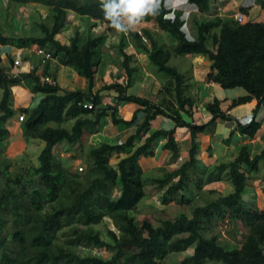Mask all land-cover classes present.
Segmentation results:
<instances>
[{"label":"trees","instance_id":"1","mask_svg":"<svg viewBox=\"0 0 264 264\" xmlns=\"http://www.w3.org/2000/svg\"><path fill=\"white\" fill-rule=\"evenodd\" d=\"M6 1L20 5L46 6L53 12V22L51 26L42 24V35L38 37L9 36L0 31V46L26 51L33 47H45L53 53L54 58H59L61 65L77 69L88 86L85 91H67L42 83L35 72L25 77L32 80L34 94L42 93L45 96L36 108L20 110L25 118L24 129L29 138L44 141L45 148L38 157L39 166L35 168L40 185L32 191L25 190L26 180L22 173L15 176L10 173V164L0 172L5 181V187L0 190V264H163L170 255L185 252L192 247L193 255L181 264H264V209H260L256 202L247 200L248 173L259 171L260 163L264 161V150L252 158L249 147L242 146L234 161L220 166L217 179L227 171L234 192L219 196L204 206L195 207L191 218L181 214L175 219L164 220L159 227H155L147 220L138 224L131 216V212L146 197L145 173L140 160L154 157L156 141L161 137L167 139L164 150L176 156L179 153L176 129L186 128L190 132L189 161L177 171L167 174L164 179L151 180L162 191L167 189L162 197L164 205H169V195L186 187L188 170L196 166L198 137L207 126L217 120L232 121L226 114L227 110L254 99L257 102L255 112L261 108L264 102V23H241L235 18L220 16L207 21L195 19L198 36L194 43H190L180 31L181 12H176L175 23L165 19L163 13L145 17L142 22L156 23L177 44L171 50L158 45L148 36L152 45L149 60L166 79L161 91L165 99L155 104L148 99L128 94L136 69L131 65L133 57L124 52L122 43L120 55L128 79L127 85L116 82L104 86L96 94L93 93L100 65L97 49L105 43L107 34L115 30L104 18L99 0ZM189 3L196 5L202 15L211 12L212 0H189ZM260 7L264 11V0L260 1ZM241 11L248 13L246 9ZM68 12L107 25V33L95 36L91 32L83 40L78 32L68 44H63L58 36L68 25ZM96 26L97 24L94 27ZM136 37L140 43L143 41L142 36ZM190 55H203L212 62L208 82L216 83L225 90L242 88L248 94L231 103L215 99L208 104L206 109L211 113L212 119L207 124L190 123L183 119L182 114L189 118L194 115L189 97V80L177 68L169 65L173 56ZM1 65L0 51L2 142L10 138L6 124L17 113L13 109L12 88L23 80L6 73ZM45 74H49L48 68ZM102 91L116 92V103L101 108ZM86 103L92 104L93 108H85ZM128 103L142 107L141 111L146 114L144 121L139 124L136 134L126 142L91 148L85 175L78 171L71 172L57 159L56 148L62 143L76 146L82 144L85 136L98 133L108 111L111 112L114 125L135 124L138 112L131 121L118 115V107ZM159 116L174 121L175 128L149 134L152 121ZM70 121H74L70 129L62 126ZM53 123L58 124V127L51 126ZM261 126V122L254 118L248 125L238 123L236 132L254 138ZM114 157L116 164L111 163ZM212 176L213 174L210 177ZM175 178L178 181L173 184ZM201 182L198 188H201ZM262 182L264 194V176ZM187 201L189 202L183 196L180 198L181 203ZM48 208L50 211L45 212ZM106 218L111 219L117 229L107 230L110 242L93 228ZM226 220L242 223L248 229L239 249L229 250L220 243L217 236H206L216 222ZM66 229L68 231L63 234ZM60 234L66 237L63 243L60 242ZM79 247L105 250L111 256H81L76 251Z\"/></svg>","mask_w":264,"mask_h":264},{"label":"crops","instance_id":"2","mask_svg":"<svg viewBox=\"0 0 264 264\" xmlns=\"http://www.w3.org/2000/svg\"><path fill=\"white\" fill-rule=\"evenodd\" d=\"M246 1L248 0H223V2H220V0H212V9L211 12L207 14V16L212 15L210 17L211 19L213 16H220L224 18L223 15L219 14L218 12L216 13V7H220V5L226 4L228 2L226 7H223L226 8L228 12L235 13L236 11L233 10L234 7L239 5V9L237 10L239 12L241 9H243L244 5L248 3ZM260 1L261 0H255V5L247 10L248 13H245L247 16V21L245 22L264 23L259 21L257 18L258 16L261 18L264 14V11L260 7ZM192 11L195 13L192 14ZM190 12L192 15L199 13V11H195V9L192 7L190 8ZM70 13L71 12H68V25L65 31H70L73 28L75 29L76 33L79 32L82 35L83 40H86V38L83 36L85 32L89 35L91 32L94 34V31L97 29H103V24H99L94 21L89 22V28H84L82 22L83 20L75 16H71ZM191 14L190 17H192ZM71 17L72 21L70 20ZM190 19L192 18H189V20ZM189 20V31L195 40L198 36V30L194 23L195 18H193V20ZM96 24L97 26L94 27ZM87 28L89 29L88 31ZM65 31H63V33ZM216 33H219V31L216 30ZM141 34L145 36L147 42H139L136 35H140L141 37ZM148 36H151L153 40L158 43V45L169 48L168 36L165 32H162L158 25L154 22H140L135 26L134 29L127 33H121L114 30L113 32L107 34L105 43L97 49V53L100 56V65L96 75V86L93 90L94 94L102 90L106 85H111L116 82L124 84L123 82L127 78V75L125 74V71L122 67V57L120 55V46L122 43L124 45V52L133 57L131 65L136 69L132 84L128 89V94L148 99L155 104H159L165 99V97L161 94V91L166 84V79L158 73L156 67L152 66L153 64L149 60V53L152 50V45ZM70 39L71 37L62 41L58 36V40L63 44H68L67 41ZM176 46L177 44L174 43L171 50H174ZM208 47L211 48L210 43H208ZM130 49H132V51H130ZM0 51L2 56V69L6 73L23 80L19 85L13 87V109L17 111V113L6 124V127L10 131L11 137L12 132L24 127L23 122H19L18 119L20 110L22 108H36L45 95L42 93L34 94L32 92V80L25 78L31 73L30 64L37 62V57L34 55V53L30 52L31 50L27 52L26 50H19L11 46H0ZM24 52L26 53L25 56L22 54ZM186 58L189 59V62L184 60ZM16 59H21L23 61L21 68H16L14 66V60ZM181 59V64H184V66L187 64L185 71L181 73L182 70H180L177 66L173 67L177 68L178 71L189 80V97L194 108L193 118H189L186 114H182L185 121L190 123L194 122L196 124H207L211 121L212 115L207 111L206 106L210 103H213L215 99L227 100L228 103H231L233 100L238 99L239 97L248 95L247 92L242 88L225 90L216 83L208 82L207 76L212 62L207 57L203 55H190L187 57H181ZM47 68L49 72L48 75L55 79L57 87L60 89L67 91H85L87 89V81L85 78L80 76L78 70L71 66L61 65L59 58H55L53 61L49 62L46 69ZM102 96L103 103L101 108L114 105L116 103V92L102 91ZM227 104L225 105V110H227ZM256 104L257 102L254 99L245 105H240L227 110L226 114L229 115V118H231L232 121L217 120L207 126L205 131L199 135L197 141L199 151L196 155V166L188 170L187 183L190 181L191 183H195L196 178L194 180L191 178V175H195L200 171H204L206 174H213V176L210 177L208 181L204 180V182H207L208 186L214 187L209 189V191L215 193L217 197H219L218 194L221 191L219 189L220 186H217L219 184L223 185L227 183L226 187L229 188L227 195L234 192V187L228 179L227 171H224L217 179V175L219 173L218 168L222 165H228L234 161V159H236L239 155L242 146L249 147L252 158L258 156L264 150V102L257 112H255ZM141 110L142 107L134 103L124 104L118 107L119 117L126 121H131L135 113L138 112L137 122L132 126H125L123 124L114 125L111 112L108 111V115L102 121L99 132L94 135L85 136L84 141L79 145H84V142H87V140H90L91 143H94V145H96L95 147L102 144L117 145L126 142L129 137L136 134L139 124H141L145 119L146 114ZM249 116H253V119L256 118L257 121L261 122L262 124L260 131L254 138L242 136L239 134V132H236V127L238 124L237 120L245 119ZM70 122H73L74 124V121ZM175 126L176 125L174 121L171 119L159 116L152 121L149 134H153L158 130H173ZM234 131L235 133H233ZM25 136L26 138L28 137L26 133ZM175 137L179 146V153L174 156L172 152L164 150V145L167 143V139L161 137L155 142L154 157L142 158L140 160L145 174L148 175L155 172V174L165 173L167 176V174L177 171L184 165V163L189 161V151L191 149V137L189 130L186 128H178L176 129ZM11 142L12 141L10 139L8 146L11 147V150H17L20 148V146L31 143V141H22L19 145H15ZM141 144L142 142L139 145ZM62 145H66V143ZM218 145L225 146L226 149L224 153L220 152V150L216 147ZM262 163H264V161L260 163V169L264 167L262 166ZM260 169L254 174L257 175L260 173ZM261 172V175L264 176V171ZM251 174L253 175V173ZM251 174H249L250 178H248L247 181V186L249 189L252 187V181L254 180V175L252 176ZM153 180H160V178L153 177ZM174 181H178V178L173 179V182ZM261 190L263 193V183L261 185Z\"/></svg>","mask_w":264,"mask_h":264},{"label":"rangeland","instance_id":"3","mask_svg":"<svg viewBox=\"0 0 264 264\" xmlns=\"http://www.w3.org/2000/svg\"><path fill=\"white\" fill-rule=\"evenodd\" d=\"M227 3L220 5V7L219 6L216 7L215 8L216 13L218 12L219 14L223 15L224 18L226 19L236 18L239 5L235 6L233 9L236 12L231 13L228 12L226 8H224L226 7ZM193 13L195 12L192 11V14ZM70 14L71 16H75L79 19H82L84 28L88 27L89 22L93 21L88 17L80 16L74 12H71ZM211 16H207V15L203 16L202 14L196 13L192 15V17H190L192 18L190 20H193V18H195L198 21H207L211 19L210 18ZM257 18L259 21L264 22V14L262 15L261 18H259V16ZM70 20L72 21V17L70 18ZM52 22H53V14L51 10L46 6L39 4L20 5L16 3H9L6 0H0V31H2L6 35L38 37L42 35L41 25L44 24L46 26H51ZM88 28L87 31L89 30ZM100 29L94 31L95 36H102L105 35V33H107V25H103V29L101 30ZM75 33H76L75 29L72 28L70 31L67 30L63 34L59 35V38L62 41L68 39L69 37L73 38ZM166 35L169 38L168 47L172 49V46L176 42L169 34L166 33ZM83 36L87 39L88 33L85 32ZM67 43H69V41H67ZM130 51H132V49H130ZM25 52L22 53L23 56H25L26 54ZM181 57H187V56H173L169 65L172 67L177 66L180 70H182L181 73H183L187 67L186 66L187 64L185 66L184 64H181V60H182ZM184 60H187V62H189V59L187 58ZM181 65L184 67H182ZM12 92H13V88H12ZM2 97H3V91L0 90V102L2 100ZM72 124L73 122H67L62 126L66 128H71ZM51 126L58 127V124L53 123L51 124ZM25 133L26 132L24 127L23 128L21 127L17 131L12 132V135L8 141H2V142L0 141V172L4 170V166L10 164V169H9L10 173H12L13 176L22 173L26 180L25 190L27 192H30L33 190L34 187L40 185V178L39 176L36 175L35 168L39 166L38 157L42 152V150L45 148V142L41 140L31 139L29 137L26 138ZM10 139L12 141L11 143H14L15 145H19L22 141H31V143L20 146V148H18L17 150H11L10 149L11 147L8 146V142H10ZM62 144L59 145L58 148H56L57 159L63 162L65 167L70 169L71 172L73 173H75L76 171L80 172L78 168L84 167L85 172H83L82 174L85 175L86 170L88 168V162H87L88 154L91 148L95 147L96 145H94V143H91L90 140H87V142L85 141L84 145L70 146L68 143H66V145H62ZM216 147L220 150V152L222 153L225 152L226 149L225 146L218 145ZM116 162L117 160L114 157L111 163L116 164ZM262 166H264V163H262ZM261 171H264V167L260 169V173H258L257 175L253 173L254 175V180L252 181L253 185L250 189L247 186V194H248L247 200H250L254 203L256 202L255 204L260 209H264V197H263L264 195L261 190V185L263 183L262 182L263 176L261 175L262 173ZM249 174L251 173H248V178H250ZM195 175H191V178H193L194 180L196 178L195 183H191V181L188 183L186 182L185 188H183L179 192H174L173 194L169 195L170 196L169 205H164L162 196L167 189L165 191H162L161 190L162 188L152 183V181H153V177L156 178L159 177L160 179H164L166 177V174L165 173L155 174V172L148 175L145 174L144 178L146 180V197L141 201V203L138 205L136 210L131 212V216H133L136 219L138 224H141L143 221L147 220L151 222L155 227H159L164 220L175 219L181 214H186L191 218L192 211L195 207L204 206L207 203L218 198L215 193L209 191V189H212L214 187L208 186L207 182H204V180L208 181L211 175L209 173L206 174L204 171H200ZM176 182L177 181H174L173 184ZM199 182H201V188H198ZM4 183L5 181L3 177L0 175V190L5 187ZM226 185L227 183L223 185L222 184L217 185L220 186L219 189L221 190L218 196L228 194L229 188H227ZM182 196L183 198H187L189 202L187 201V203H183V202L181 203L180 198H182ZM49 211H50L49 208L45 210V212H49ZM93 228L96 231L100 232L102 238L107 240L108 242H110L111 239L107 235V230L112 229L114 231H117L113 222L109 218H106L101 224L93 226ZM67 231L68 229L63 231V234ZM247 233H248V229L242 223H235L232 220H226L223 222H216L213 225V227L210 229V231L206 233V236L207 237L217 236L220 243L224 247H226L229 250H235L241 248V243L243 242L244 236ZM63 234H60L61 243H63L64 240L66 239V237ZM76 251L81 256L92 255V256H98L104 258H109L111 256L105 250H100V249H86L79 247L76 249ZM193 253H194V247L182 253L172 254L163 262V264H181L184 260L192 256ZM207 264H222V263L208 262Z\"/></svg>","mask_w":264,"mask_h":264},{"label":"clouds","instance_id":"4","mask_svg":"<svg viewBox=\"0 0 264 264\" xmlns=\"http://www.w3.org/2000/svg\"><path fill=\"white\" fill-rule=\"evenodd\" d=\"M100 8L104 13V18L117 32L127 33L134 29L137 24L149 15L159 16L164 14V18L176 21V12L182 15L180 31L185 39L194 43V38L189 31L188 20L190 18L189 0H99Z\"/></svg>","mask_w":264,"mask_h":264},{"label":"built area","instance_id":"5","mask_svg":"<svg viewBox=\"0 0 264 264\" xmlns=\"http://www.w3.org/2000/svg\"><path fill=\"white\" fill-rule=\"evenodd\" d=\"M220 2H223V0H220ZM246 2H248V3L244 5L243 9L248 10V9L252 8L255 5V0H253V1L252 0H248ZM190 5L193 6L192 8H194L195 11H199L196 5H194V4H190ZM190 14H191V12H190ZM235 19L238 22L244 23L247 20V16H246V14L244 12L239 11L237 13V16H236ZM142 39H143L144 42H147V39L143 35H142ZM30 50L29 51L34 53V55L37 57V62L30 64L31 73L35 72L36 75H38L40 77V80H41L42 83L49 84L51 86H57L55 79L52 76L45 74V69L48 66L49 62H51V61H53L55 59L54 56H53V53L50 52L45 47H33ZM22 65H23V61L21 59L14 60V66L16 68H21ZM123 83H124V85H127L128 79L126 78ZM84 106H85V108H89V109L93 108V105L90 104V103H86ZM24 121H25L24 115H19V122H24ZM252 121H253V116H249V117H247L245 119L237 120V122L240 123L241 125H248ZM78 170L80 171V173L85 172V168L84 167H80V168H78Z\"/></svg>","mask_w":264,"mask_h":264}]
</instances>
